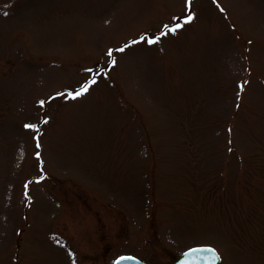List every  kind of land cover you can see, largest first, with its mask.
I'll list each match as a JSON object with an SVG mask.
<instances>
[{"label":"rangeland","instance_id":"rangeland-1","mask_svg":"<svg viewBox=\"0 0 264 264\" xmlns=\"http://www.w3.org/2000/svg\"><path fill=\"white\" fill-rule=\"evenodd\" d=\"M199 244L264 264V0H0V264Z\"/></svg>","mask_w":264,"mask_h":264},{"label":"water","instance_id":"water-1","mask_svg":"<svg viewBox=\"0 0 264 264\" xmlns=\"http://www.w3.org/2000/svg\"><path fill=\"white\" fill-rule=\"evenodd\" d=\"M197 251H191V250ZM214 250V252H213ZM124 257L125 259H121ZM221 256L215 247L211 245H196L186 249L180 256H178L173 264H220ZM115 264H147L139 257L124 254L119 256Z\"/></svg>","mask_w":264,"mask_h":264},{"label":"snow or ice","instance_id":"snow-or-ice-1","mask_svg":"<svg viewBox=\"0 0 264 264\" xmlns=\"http://www.w3.org/2000/svg\"><path fill=\"white\" fill-rule=\"evenodd\" d=\"M191 2V0H189V3ZM5 15H7V13H5ZM193 14L189 11L187 13V16L186 18L183 20V23H180L179 21L175 22L174 24H172L171 26L169 25H165L164 26V29L165 30H162L160 35L161 36H165L167 35L168 33H175L177 32L179 29H181L185 24H188L190 23L192 20H193ZM159 40V37H156V38H153V39H148L145 35H141L139 40H133L131 41L132 44H137L139 42H142V41H146L148 44H155L157 43ZM128 47V45H125V48ZM119 51L123 52L124 51V48H120ZM109 55L111 56L112 55V52L111 50L109 51ZM113 64L116 63L115 60L112 61ZM91 71V70H89ZM101 74L99 71L97 72V75ZM96 83V78L95 76H93L91 78V80H89L88 82H86L84 85H82L79 89L75 90V92H68L67 93V96L71 99H76L77 97L79 96H82L84 95L85 93H87L89 91V88L91 87V85H94ZM57 95H64V93H57ZM40 103L43 105L45 102L44 101H40ZM45 123L47 121H44ZM25 127H28V128H34L36 127L35 125H25ZM37 147H39V144L37 145ZM37 155H39V153H37ZM27 187V186H26ZM191 251H197L195 249L191 250ZM214 252V250H213ZM121 259H125L124 257H121Z\"/></svg>","mask_w":264,"mask_h":264}]
</instances>
